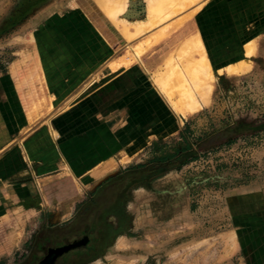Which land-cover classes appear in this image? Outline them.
Segmentation results:
<instances>
[{"label": "rangeland", "instance_id": "rangeland-1", "mask_svg": "<svg viewBox=\"0 0 264 264\" xmlns=\"http://www.w3.org/2000/svg\"><path fill=\"white\" fill-rule=\"evenodd\" d=\"M119 1L125 11H107L98 0H0V69L25 54H35L47 67L49 80L55 81L50 85L56 102L63 100L62 106H67L128 74L129 67L117 65L134 53L130 67H136L142 78L126 92L127 106L108 110L114 118H121L123 111V121L131 115L135 118L133 129L123 130V137L128 138L123 155L125 177L119 185L143 182L151 186L160 178V187L187 191L189 211L185 214L176 208L175 228L151 222L136 227L135 218H123L124 230L133 239L162 241L150 242L161 248L150 257L123 259V264H264V204L250 210L256 214L253 226L238 228L233 224L236 213L231 203L233 197L248 201L255 193L264 196V0L253 6L243 0H160L161 5H151L152 0ZM168 5L177 11L134 41L124 38L123 26L132 32L133 24L148 22L149 11L156 13ZM225 5L235 12H223ZM246 5L242 25L238 14ZM181 20L183 25L172 31L170 27ZM193 25L201 30L215 79L206 102L201 99L198 109H184V113L175 106L178 99L170 95L176 88L182 93L181 82L167 79L164 56L175 49L172 42L182 27L186 31ZM162 34L166 35L158 43L145 52L139 50L140 43ZM251 41L255 55L250 58V69L230 71L231 65L248 59L246 44ZM197 57L177 63V72L185 77L184 69ZM8 194V190L0 192V264H36L49 249L94 235L95 225L110 222L104 217L108 205L90 203L61 221L45 210L35 227H15V219L24 216L20 209L14 210L22 198ZM173 231L177 238L169 244L166 237ZM249 234L260 237L251 254L246 248L254 246L243 243ZM15 235L22 241L13 249L8 242Z\"/></svg>", "mask_w": 264, "mask_h": 264}, {"label": "crops", "instance_id": "crops-1", "mask_svg": "<svg viewBox=\"0 0 264 264\" xmlns=\"http://www.w3.org/2000/svg\"><path fill=\"white\" fill-rule=\"evenodd\" d=\"M247 1L251 6L260 4V0ZM141 78L136 67H129L121 79L62 106L63 100L56 102L51 90L54 79L49 80L47 67L35 54H25L0 69V192L8 190V197L22 198L14 210L24 212L14 226L35 227L45 210L55 221H61L90 203L95 207L108 205L104 217L110 222L95 225L94 235L74 239L72 242L88 241L64 254L57 264H123V259L150 257L162 241L133 239L124 230L125 220L135 218L136 227L151 222L157 227L175 228L176 208L189 211L187 191L178 186L160 187V178L151 186L143 182L131 187L119 185L125 177L123 155L128 138L123 137V130H132L135 118L131 115L123 121V111L121 118H114L108 110L127 106L126 92ZM261 196L255 193L248 201L233 197L234 226H253L256 214L250 210L264 204ZM256 237L260 238L249 234L243 239L244 246H254L244 247L250 254L259 242ZM176 238L173 231L166 240L172 244ZM17 241L22 240L13 236L9 247L16 248ZM150 242L160 244L150 246Z\"/></svg>", "mask_w": 264, "mask_h": 264}, {"label": "bare ground", "instance_id": "bare-ground-1", "mask_svg": "<svg viewBox=\"0 0 264 264\" xmlns=\"http://www.w3.org/2000/svg\"><path fill=\"white\" fill-rule=\"evenodd\" d=\"M243 1H244V3L249 4L247 0H243ZM98 3H100L101 7L103 9H106L107 11L108 10L113 11V8H116V9L120 8V6L122 4L119 0H98ZM119 4H120V6H119ZM154 4L155 5H158V4L161 5L162 3L160 2V0H152L151 5H154ZM186 5H188V4H186ZM123 8L124 9L120 8L121 11L126 10L125 7H123ZM233 8L234 7L229 8L225 5V7H223L222 9H224L223 10V12H224L226 9H230V11H232ZM246 8H247V5L245 7H242V10L245 9V11L247 12L248 9H246ZM248 8H250V7H248ZM172 9H173L172 5H168V7L166 9L158 10L156 13L152 9V12L149 11L150 15L148 17V22L147 23L139 22V23L133 24L134 25L133 26L134 31H132V32H130L129 27H127L126 25L123 26L124 28H121V29H122V33H123L124 38L128 42L129 41L132 42L133 39L135 40L136 38L140 37L142 34H144V32H149L158 23H160L163 19L171 16L172 14H174L177 11V10H174L172 12L171 11ZM245 15L246 14H244V13L238 14V17H240V19H241L240 24L242 23V25L246 21ZM204 16L205 15H203V17L201 19L202 21H204V19H205ZM112 19L113 20L115 19V15L112 17ZM187 19H190V17ZM183 23H184V20H181L178 23L171 26L170 29L173 31L174 28H180L183 25ZM205 28H207V27H205ZM184 30H185L184 27H182L180 34L172 42V44L174 43V45H175V49L173 48V51L169 52L168 55L166 54L164 56V58H165V64L169 66V71L167 72V79L170 81L171 80L174 81V83L177 81H178L177 83L181 82L180 88H182V90H183L181 93L180 91H178L177 88L175 90L171 89L170 95L173 98L178 99L175 102V106L180 111L186 113L187 111L190 112V111H193L195 109H198L201 106V103L199 100H201V99L205 100L210 95V92L212 91V87H213L212 83L215 79V74H214L213 67L211 65L205 44H204L203 39H202V35L200 32L201 30L198 29V27L194 26V25L189 30H186V31H184ZM210 33L211 32H208L207 39H210L209 38ZM165 35L166 34H162L160 38L154 37L155 39L151 40L150 42L144 43V44L140 43L141 45L140 46L138 45L139 50L145 52V50H147V48L152 46L151 44L154 45V44L158 43L161 38L165 37ZM136 51H138L137 48H136ZM138 53H139V51H138ZM138 53L136 54V57H139L143 52H141L139 55H138ZM133 55H134V53L132 55H128V56H130V58H131V56H133ZM253 55H255V45H254V42L251 41V42L246 44V56L248 57L249 60L247 59L245 61L233 64L229 67V70L234 72V73L240 72L241 70H249L250 66H251V59L250 58L253 57ZM136 57H133L132 60H134V58H136ZM196 57H197V59H196V61L194 59V64L193 65L189 64V66L184 69V71L186 72L185 73L186 76L185 77L181 76L177 72V67H176L177 63H180L182 61L190 62L191 58L193 59ZM130 58L128 59V61H126L124 58L125 61L124 62L122 61L121 63H119L117 65V67L119 68V66H121L122 64H125L126 68L130 67L131 64L133 63V62H131ZM118 68H117V70H118ZM222 72L223 71H221L220 73H222ZM162 81H163V78L159 76L157 79V83L161 84ZM172 92H173V94H172ZM179 95H180V97H179ZM199 97H200V99H199ZM205 102H206V100H205ZM184 109H186L187 111H185Z\"/></svg>", "mask_w": 264, "mask_h": 264}, {"label": "water", "instance_id": "water-1", "mask_svg": "<svg viewBox=\"0 0 264 264\" xmlns=\"http://www.w3.org/2000/svg\"><path fill=\"white\" fill-rule=\"evenodd\" d=\"M88 238L69 243L62 247L51 248L48 253L36 264H57V261L67 252L85 246Z\"/></svg>", "mask_w": 264, "mask_h": 264}, {"label": "flooded vegetation", "instance_id": "flooded-vegetation-1", "mask_svg": "<svg viewBox=\"0 0 264 264\" xmlns=\"http://www.w3.org/2000/svg\"><path fill=\"white\" fill-rule=\"evenodd\" d=\"M85 235H87V234H85Z\"/></svg>", "mask_w": 264, "mask_h": 264}]
</instances>
